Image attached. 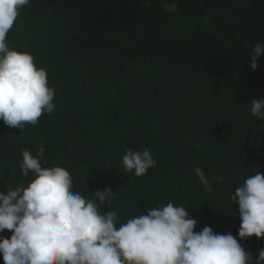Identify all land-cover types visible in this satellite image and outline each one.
I'll use <instances>...</instances> for the list:
<instances>
[{"label": "trees", "instance_id": "16d2710c", "mask_svg": "<svg viewBox=\"0 0 264 264\" xmlns=\"http://www.w3.org/2000/svg\"><path fill=\"white\" fill-rule=\"evenodd\" d=\"M7 42L47 70L55 111L23 131L0 121V193L25 181L22 151L43 144L46 166L67 169L83 195L115 191L104 211L123 220L172 201L194 231L223 234L234 219L230 233L257 258L264 239L239 241L230 197L264 173V121L252 128L250 104L264 98V56L249 65L264 43V0H31ZM144 148L157 164L137 177L122 156ZM196 167L223 182L208 191Z\"/></svg>", "mask_w": 264, "mask_h": 264}, {"label": "clouds", "instance_id": "9594fccd", "mask_svg": "<svg viewBox=\"0 0 264 264\" xmlns=\"http://www.w3.org/2000/svg\"><path fill=\"white\" fill-rule=\"evenodd\" d=\"M31 0H0V121L24 130L42 115L55 111V89L47 70L38 67L30 52L9 46L8 34L22 9ZM177 5L164 3L166 13ZM264 56V43H255L249 57L255 71ZM251 115L264 121V98L253 99ZM41 144L35 156L21 153L20 169L25 181L7 182L0 193V257L4 264H264V248L253 258L231 233H214L210 226L194 231L197 220L172 201L148 207L121 219L116 211H104L115 198L105 188L85 196L74 187L70 172L60 165L46 166ZM157 161L151 152L125 149L122 167L142 177ZM205 189L223 177H207L194 169ZM88 191V190H87ZM241 221L239 241L264 239V173L246 176L230 197Z\"/></svg>", "mask_w": 264, "mask_h": 264}, {"label": "water", "instance_id": "95a60500", "mask_svg": "<svg viewBox=\"0 0 264 264\" xmlns=\"http://www.w3.org/2000/svg\"><path fill=\"white\" fill-rule=\"evenodd\" d=\"M259 122H261V120H258V121L252 126V128L255 127ZM252 128H251V129H252ZM251 129L248 131V133H247V137H246V138L249 137L250 132H251ZM246 142H247V145H246L245 151H246V153H249L248 139H246ZM253 155H256V153H253ZM233 216H234V213H233ZM233 220H234V219H233ZM233 220H232V222H231L230 230L228 231V233H230V231H231V228H232V225H233Z\"/></svg>", "mask_w": 264, "mask_h": 264}]
</instances>
